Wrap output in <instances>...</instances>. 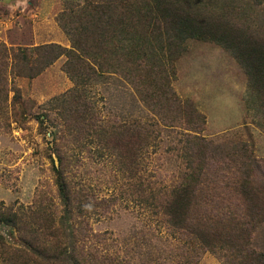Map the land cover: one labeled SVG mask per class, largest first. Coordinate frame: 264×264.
<instances>
[{"label": "trees", "instance_id": "trees-1", "mask_svg": "<svg viewBox=\"0 0 264 264\" xmlns=\"http://www.w3.org/2000/svg\"><path fill=\"white\" fill-rule=\"evenodd\" d=\"M240 9L229 0H84L59 18L71 42L69 49L50 44L8 51L0 44V101L7 93L6 76L33 79L65 56L64 70L75 85H94L104 76L124 79L132 85L135 108L141 103L153 117L142 123L141 114L117 115L106 131L95 126L84 91L70 97L69 109L61 115L66 132L53 134L58 162L53 173L62 218L54 228L42 211L30 215L0 207V226L16 232L25 247H11L7 236L0 234V264L113 263L90 241L93 234L84 217L73 215L86 214V202L64 175L70 167L64 151L68 142L79 148L83 139L113 153L130 175L137 172L141 153L150 147L180 150L165 153L167 158L176 157L178 171L154 172L144 180L142 173L135 176L141 186L139 200L157 211L180 245L156 259L147 248L142 264H197L206 252L223 264H264V164L242 153L229 157L213 153L210 143L201 144L203 140L194 135L202 129L201 115L170 86L186 41L214 42L234 54L248 76L252 95L264 107V39L241 26ZM181 128L187 134L175 143ZM165 179L169 182L163 183Z\"/></svg>", "mask_w": 264, "mask_h": 264}, {"label": "rangeland", "instance_id": "rangeland-1", "mask_svg": "<svg viewBox=\"0 0 264 264\" xmlns=\"http://www.w3.org/2000/svg\"><path fill=\"white\" fill-rule=\"evenodd\" d=\"M229 1L241 8V26H248L253 37L264 39V0ZM83 3L84 0H0V44L8 51L50 44L69 49L71 42L59 18L69 8ZM36 55L29 53L32 59ZM233 57L217 43L188 40L183 55L174 64L170 86L201 115L198 122L202 129L194 134L203 140L201 144L210 143L213 153H224L226 157L242 153L263 165L264 107H259L245 70ZM66 60L65 56L59 57L33 79L6 76L3 88L7 93L0 101V207L30 215L42 211L53 220L54 228L62 218L63 206L53 173V165L58 166L53 134L65 129L61 115L69 109L67 100L84 91L97 128L106 129L117 115L132 112L133 118L141 114L142 123L153 120L141 103H137L138 108L133 105L131 83L104 76L97 84L82 88L65 72ZM185 133L182 128L177 130L175 143L184 140ZM68 143L63 151L70 167L64 175L84 196L82 203L86 202V214L74 211L73 215L80 220L84 217L93 234L90 241L111 257L112 264H142L147 248L156 259L170 247L175 250L180 246L176 234L157 211L139 200L141 186L135 179L137 173H142L144 180L154 172L178 171L176 157L167 158L165 153H180L179 149L169 152L162 145L150 147L141 153L137 172L130 175L121 169L113 153L98 149L96 143L83 139L79 148ZM165 180L163 183L169 182ZM0 234L7 236L11 247L25 248L13 230L0 226ZM197 264L223 263L206 252Z\"/></svg>", "mask_w": 264, "mask_h": 264}]
</instances>
